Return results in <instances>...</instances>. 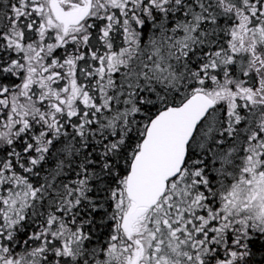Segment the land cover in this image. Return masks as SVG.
<instances>
[{"label":"snow or ice","instance_id":"1","mask_svg":"<svg viewBox=\"0 0 264 264\" xmlns=\"http://www.w3.org/2000/svg\"><path fill=\"white\" fill-rule=\"evenodd\" d=\"M0 264H264V0H0Z\"/></svg>","mask_w":264,"mask_h":264}]
</instances>
